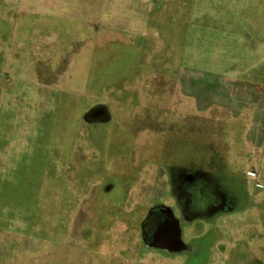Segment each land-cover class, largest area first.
Listing matches in <instances>:
<instances>
[{"label": "rangeland", "instance_id": "1", "mask_svg": "<svg viewBox=\"0 0 264 264\" xmlns=\"http://www.w3.org/2000/svg\"><path fill=\"white\" fill-rule=\"evenodd\" d=\"M181 70L264 87V0H0V264H264L247 118Z\"/></svg>", "mask_w": 264, "mask_h": 264}, {"label": "crops", "instance_id": "2", "mask_svg": "<svg viewBox=\"0 0 264 264\" xmlns=\"http://www.w3.org/2000/svg\"><path fill=\"white\" fill-rule=\"evenodd\" d=\"M173 81L174 100L182 104V110L190 100L197 113L214 108L219 113L211 117L247 118L246 142L253 150L255 172L264 175V87H235L230 79L197 70H181Z\"/></svg>", "mask_w": 264, "mask_h": 264}, {"label": "water", "instance_id": "3", "mask_svg": "<svg viewBox=\"0 0 264 264\" xmlns=\"http://www.w3.org/2000/svg\"><path fill=\"white\" fill-rule=\"evenodd\" d=\"M175 228L172 226L159 227L155 236L153 244L157 247L167 248L173 244Z\"/></svg>", "mask_w": 264, "mask_h": 264}, {"label": "flooded vegetation", "instance_id": "4", "mask_svg": "<svg viewBox=\"0 0 264 264\" xmlns=\"http://www.w3.org/2000/svg\"><path fill=\"white\" fill-rule=\"evenodd\" d=\"M160 216H161L162 219H164L163 220L164 222H167V221L169 222L170 221V219H168L167 216H164V215H160ZM165 226H168L169 227V225H167V224H165Z\"/></svg>", "mask_w": 264, "mask_h": 264}]
</instances>
